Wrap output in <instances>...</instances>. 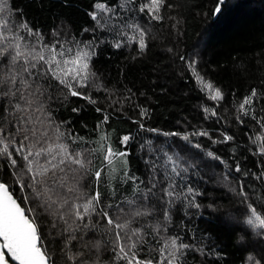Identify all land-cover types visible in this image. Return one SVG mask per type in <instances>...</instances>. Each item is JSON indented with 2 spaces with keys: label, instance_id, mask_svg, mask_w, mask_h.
Instances as JSON below:
<instances>
[{
  "label": "snow or ice",
  "instance_id": "1",
  "mask_svg": "<svg viewBox=\"0 0 264 264\" xmlns=\"http://www.w3.org/2000/svg\"><path fill=\"white\" fill-rule=\"evenodd\" d=\"M225 3L217 0L213 15L221 14ZM174 7L171 0H94L86 13L90 26L77 32L62 22L44 31L13 0H0V264H188L190 253L211 252L190 242L193 237L185 239V210L202 208L197 198L204 193L195 179L202 169L193 162L202 157L149 140L139 146L145 149L139 157L143 172L133 171V136L114 141L111 127L123 114L124 101L94 66L102 45L135 46L138 54L145 53L152 27L175 20L167 15ZM179 23L172 25L177 32ZM180 59L210 100H224L221 89L197 71L195 54ZM125 91L124 100L132 103L131 89ZM101 92L102 99L94 95ZM69 98L100 113L90 133L81 135L71 119L60 117ZM134 107L140 119L132 123L141 130L178 137L195 149L202 148L196 137L212 140L204 129L146 128L142 120L149 117L148 108ZM234 107L235 122L247 127L253 146L247 151L256 158V171L242 169L238 161L230 167L211 151L206 155L224 165L223 181L239 205L233 221L242 225L240 241L255 236L264 242V87H252ZM203 111L219 122L215 108ZM221 137L212 142L235 140L227 132ZM244 264H264V249L259 256L249 253Z\"/></svg>",
  "mask_w": 264,
  "mask_h": 264
},
{
  "label": "trees",
  "instance_id": "2",
  "mask_svg": "<svg viewBox=\"0 0 264 264\" xmlns=\"http://www.w3.org/2000/svg\"><path fill=\"white\" fill-rule=\"evenodd\" d=\"M93 2L68 0L71 6L65 7L62 0H13V6L22 8L29 21L44 31L64 22L78 32L90 26L86 13ZM171 2L175 7L167 15L175 17V20L166 18L163 24L152 27L151 36L155 38L150 36L145 53L138 54L135 46L116 50L102 45L94 61L105 85L115 89L116 96L124 101L123 114L111 121V127L115 129L113 140L124 134L133 136L129 145L132 151L129 161L133 171L139 172H143L144 167L139 157L145 154V149L139 146L149 140L154 146L172 144L176 148H188L189 153H199L202 159L193 162L197 169H202L195 178L196 186L204 193L197 198L202 208L199 212L185 210V239L191 236L193 239L190 242L197 247L211 249V252L203 256L190 253L192 258L188 264H244V258L249 253L260 255L264 242L255 236L240 241L242 233L239 229L242 225L233 221V217L239 218V205L223 181L224 165L206 153L214 152L230 167L238 161L242 169L256 171V158L247 151L253 147L245 135L247 127L235 122L234 105L252 87H264L261 84L264 81V0H226L219 15H213L217 0ZM176 20L180 21L177 25L179 32L172 27ZM194 54L198 59L197 71L221 89L223 101L210 100L201 91L185 61L180 59L181 55L187 59ZM126 89H131L132 103L124 100ZM94 95L102 99L105 93ZM135 104L149 110V117L142 120L146 128H156L161 133L204 129L211 134L212 140L222 138L221 133L227 132L235 140L221 144L213 143L207 137H196L194 142L201 143L202 148L195 149L178 137H164L141 130L132 123V120L140 119L139 108H135ZM73 107L81 111L74 113L71 111ZM205 107L216 109L219 122L216 117L206 118ZM94 108L79 98H69L59 110V115L71 119L76 130L84 135L90 133L100 119V113ZM111 111L109 109V114ZM82 125H87V129ZM232 175L240 178L239 173L233 172ZM247 179L251 181L252 177ZM176 224L174 216L173 226Z\"/></svg>",
  "mask_w": 264,
  "mask_h": 264
}]
</instances>
